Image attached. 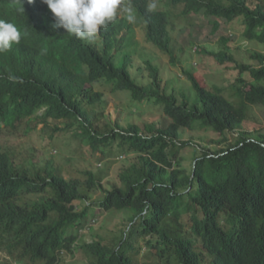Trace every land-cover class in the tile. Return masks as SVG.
<instances>
[{"label": "trees", "instance_id": "obj_1", "mask_svg": "<svg viewBox=\"0 0 264 264\" xmlns=\"http://www.w3.org/2000/svg\"><path fill=\"white\" fill-rule=\"evenodd\" d=\"M157 1L163 8L155 0H125L144 23L146 44L171 64L177 52L170 9L178 5L182 15L211 18L214 33L221 22L238 25L244 41L264 46L260 0ZM0 19L27 33L0 54V134L52 124L56 135L71 132L66 138L87 146L99 160L112 155L127 160L106 183L90 170L80 172L83 180H66L50 163L25 168L0 140V251L15 264H61L63 256L75 253L87 264H138L135 256L143 248L151 264H264V133L242 131L248 106L264 107V54L238 61L232 39L224 36L218 41L222 48H202L199 54L217 65H234L239 105L219 87L209 89L184 72L194 93L191 102L176 90L175 80L163 78L160 64L141 59L136 67L132 55L122 53L119 35L130 29L126 18H116L92 41L54 29L41 0H0ZM109 93H126L131 105H154L166 122H110L103 112ZM185 130L222 138L214 149L195 144L190 169L182 167L180 152L191 145L182 136ZM96 193L102 197L92 200ZM90 207L127 212L116 224L118 236L79 244L76 233L84 230Z\"/></svg>", "mask_w": 264, "mask_h": 264}, {"label": "rangeland", "instance_id": "obj_2", "mask_svg": "<svg viewBox=\"0 0 264 264\" xmlns=\"http://www.w3.org/2000/svg\"><path fill=\"white\" fill-rule=\"evenodd\" d=\"M160 8H163L161 3L155 0ZM224 3L225 0H216ZM264 5V0H260ZM183 6L170 9L171 15V38L175 45L176 60L174 64L170 63V59L150 45L146 44L144 38V29L142 22L136 18L130 5L125 0H122L120 8L117 11V18H126L129 15L134 17L132 22H129L130 29L128 32L123 30L119 37H123L122 53H130L133 57V63L136 67L140 66L143 60H150L153 64H160L161 68L166 72L163 78L174 81L175 88L178 91H184L191 97V102H195L194 93L191 92L188 81L184 72H188L199 78L209 89L219 87L221 95L234 105H239V99L234 92V80L236 72L234 65H217L214 60L199 51L204 49L217 50L222 48L218 42L220 37H230V49L238 61L246 59L251 53L257 52L264 54V46L257 43H249L240 37L238 25H226L221 22L219 30L214 33V22L211 18L203 13L198 15H182L180 12ZM225 46V45H224ZM196 48L199 50L196 51ZM182 51L179 53V51ZM143 59V60H141ZM252 64L257 65L252 62ZM264 84V82H263ZM106 106L104 114L111 122L115 120L131 121L142 124L143 122H154L158 125L166 122L160 110L150 103H140L131 105L130 99L126 93L107 94L105 96ZM247 119L243 124L245 132H261L264 133V107L249 105ZM41 113V112H39ZM58 127H63L62 123H57ZM52 124H37L36 130L26 132L25 127L18 130L3 129L0 134V140L12 157L21 162L25 168H44L50 163L57 172L66 180L79 178L83 180L80 172L90 170L101 182L106 183L108 180L115 179L118 168L122 163L127 161L124 158L112 155L108 158L99 160V154L95 156L90 149L74 139L66 138L68 134L60 136L54 132ZM183 138L191 143L189 147L182 149L181 155L185 158V165L188 167L193 161L194 156L198 153L195 144L209 148H218V141H221L217 134L212 132H204L200 130H185L182 134ZM232 134H228L229 140L232 139ZM216 143L212 144L211 141ZM82 190L84 188L82 187ZM92 200H98L102 197L101 193L91 195ZM89 202V201H88ZM80 209L83 204L77 202ZM87 220L84 230L76 233L79 237V244L89 242L93 239H110L116 228L117 222L122 218L127 217V212L110 211L104 212L97 207H90L87 210ZM125 220V219H124ZM178 229V227H177ZM77 232V231H76ZM119 231L114 233L118 236ZM138 264H151V258L146 254L145 249H141L135 256ZM0 264H15L13 259H10L6 252L0 251ZM28 264V263H23ZM61 264H87L85 258L78 253L63 256Z\"/></svg>", "mask_w": 264, "mask_h": 264}, {"label": "clouds", "instance_id": "obj_3", "mask_svg": "<svg viewBox=\"0 0 264 264\" xmlns=\"http://www.w3.org/2000/svg\"><path fill=\"white\" fill-rule=\"evenodd\" d=\"M41 2L52 14L54 29L62 28L67 34L79 40L92 41L101 29H106L116 20L122 0H41ZM28 3H33V0H28ZM127 19L129 22L134 20L130 10ZM26 34L14 23L0 19V54L8 52L13 44H19L22 35ZM9 79L17 81L19 78L9 76Z\"/></svg>", "mask_w": 264, "mask_h": 264}]
</instances>
